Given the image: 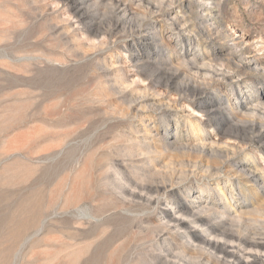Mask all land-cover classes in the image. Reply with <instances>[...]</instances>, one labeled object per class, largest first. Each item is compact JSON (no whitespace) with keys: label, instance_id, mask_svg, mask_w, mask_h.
I'll use <instances>...</instances> for the list:
<instances>
[{"label":"rangeland","instance_id":"obj_1","mask_svg":"<svg viewBox=\"0 0 264 264\" xmlns=\"http://www.w3.org/2000/svg\"><path fill=\"white\" fill-rule=\"evenodd\" d=\"M200 215L264 240V0H0V264H236Z\"/></svg>","mask_w":264,"mask_h":264},{"label":"bare ground","instance_id":"obj_2","mask_svg":"<svg viewBox=\"0 0 264 264\" xmlns=\"http://www.w3.org/2000/svg\"><path fill=\"white\" fill-rule=\"evenodd\" d=\"M141 1V0H140ZM143 2V1H142ZM121 10V9H120ZM79 11V8L77 9V12ZM121 13H126V9L121 10ZM80 15V18L83 16V14H80V12L78 13ZM82 15V16H81ZM136 94V93H135ZM132 96V95H131ZM130 157V156H129ZM138 171V170H137ZM244 172V171H243ZM215 174V173H214ZM143 178V177H142ZM127 186V185H126ZM140 187V186H139ZM167 189V188H166ZM166 189L165 192L166 193ZM150 192L151 189H150ZM153 192L160 194L161 193V189L160 188H156L153 189ZM217 192L222 193L224 192V189H218ZM159 197V196H158ZM152 199V198H151ZM186 200L188 201V198H186ZM194 200H198V197H196V199ZM138 203V202H137ZM194 203H199L197 201H194ZM182 205V204H181ZM186 206V205H185ZM184 205L181 206V211L179 212V215L184 218L186 216V207ZM198 208H200L201 210L204 209L206 210L207 208H203L202 205L198 206ZM81 210V209H80ZM202 210V211H204ZM212 210V209H211ZM199 211V209H198ZM210 211V209H209ZM207 212V210H206ZM201 214V212H199ZM205 212H203L204 214ZM197 214V213H195ZM243 214V213H242ZM219 217L217 219H219L220 217L224 218V216H228V213H222L220 212ZM190 215H188L187 217H189ZM89 217V216H88ZM193 217V216H192ZM240 217V216H239ZM164 220H166V225L165 227H169L171 224H174L176 227V231L178 230V232L180 230H183L186 227V223L185 221H183L180 218L177 217H169V216H165ZM211 220V217H210ZM209 218H204L200 216H195V218L193 219L194 222L192 223H199L198 226L200 227H208L207 230H205V233H209V236H215L218 232H222L220 234H222L221 236H223V239H225L227 242L233 243V244H238V252L235 251H229L228 248L226 246H218L217 243H211V242H207V239L204 240L203 237L197 235V234H185L186 238H187V244H189L188 246H195V244L199 245L200 243L204 244L205 246H208L209 248L213 249L214 251H217L216 253L220 252L222 253L225 257L232 259L236 264H264V240H257V239H241V238H236L233 235H229L226 232L222 231L225 228L218 227L217 225H214V223H212L213 225L210 224ZM190 225V224H189ZM197 226V227H198ZM171 228V227H170ZM187 228V227H186ZM192 229V227H190ZM194 228V227H193ZM196 229V228H194ZM226 230V229H225ZM174 232V230H172ZM184 231V230H183ZM192 232V231H191ZM230 233V232H229ZM218 235V234H217ZM239 237V236H238ZM191 246L189 248H191ZM197 247V246H196ZM187 248V247H186ZM200 248V246H199ZM198 251H201V249ZM205 248V247H204ZM194 249V248H192ZM171 250V249H170ZM196 250V249H194ZM197 251V250H196ZM204 251V250H203ZM169 252V250H168ZM173 252V251H172ZM174 253V252H173ZM172 253V254H173ZM243 254L242 256L239 255ZM171 254V253H170ZM169 254V255H170ZM209 254V253H208ZM211 257H214L212 254H210ZM215 258V257H214ZM174 259V258H173ZM216 259V258H215ZM218 259V258H217ZM218 263V261H217ZM224 263V262H223ZM228 263V262H227ZM212 264V263H211ZM219 264V263H218ZM232 264V263H231Z\"/></svg>","mask_w":264,"mask_h":264}]
</instances>
